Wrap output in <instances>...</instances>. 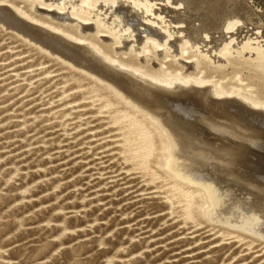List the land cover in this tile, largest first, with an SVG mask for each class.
<instances>
[{
	"label": "rangeland",
	"instance_id": "obj_1",
	"mask_svg": "<svg viewBox=\"0 0 264 264\" xmlns=\"http://www.w3.org/2000/svg\"><path fill=\"white\" fill-rule=\"evenodd\" d=\"M262 1H256L260 12ZM0 7L39 28L52 23L62 28L58 35H84L81 43L75 41L81 46L93 38L118 60L152 71L193 72L190 51L165 59L162 50L151 48L148 58L139 57L108 33L97 32L93 21L81 25L46 4L0 0ZM232 60L233 65L214 71L203 64L199 69L203 76L251 87L262 97L259 73ZM71 64L0 20V264H264V237L209 221L201 213L199 194L192 200L184 195L197 185L176 187L156 165L161 155L156 131L154 152L133 159L138 142L127 141L130 120L120 116L134 109L104 81ZM209 121L214 127L222 122L219 129L237 137H226V144L225 136L216 141L241 150V162L255 164L264 178V129L256 132L232 119Z\"/></svg>",
	"mask_w": 264,
	"mask_h": 264
},
{
	"label": "bare ground",
	"instance_id": "obj_2",
	"mask_svg": "<svg viewBox=\"0 0 264 264\" xmlns=\"http://www.w3.org/2000/svg\"><path fill=\"white\" fill-rule=\"evenodd\" d=\"M32 1L34 4H46L58 14L66 15L81 25L93 21L97 32L108 33L115 44H119V47L125 44L128 51L136 53L139 57L144 55L148 58L151 48L162 50L165 59L170 53L179 59L186 51H190L188 58L194 62L193 72L183 73V70L179 71L180 68L171 70L164 67L152 71L136 65L134 61L131 63L116 59V56L110 54L111 51L109 53L106 49L103 50L93 38L88 39L89 44L81 46L77 42L81 43L83 40L82 34L81 37L79 33H70L67 29L70 32L65 31L63 35H58V32L62 33V28L57 29L51 26L52 23L44 22L49 29L39 28L23 19L18 12L13 13L0 7V20L8 25V28L19 31L46 50L89 71L96 80L104 81L107 85L105 86L109 87L117 98L134 109V112L126 109V113L120 116V120H130L127 141L138 142V148L133 151V159H146L154 152L156 148L153 133L156 131L161 142V155L158 156L160 160L158 159L156 165L160 164V168L173 179L175 183H172L176 187L187 183H192L189 187L197 185L191 194H188V191L187 194H182L191 200L196 193L199 194L200 197H197L201 199L202 215L209 221L237 227L263 238V174L258 172V167L249 160L241 162L238 156L241 150L237 152L234 148L225 147L228 141L226 137L231 138L232 134L223 128L219 129V126L223 125L221 121L220 125L214 127L209 125V120L218 117L220 120L225 118L232 122V119L250 126L251 129L255 128L256 132L257 129H264V94L262 97L253 95L250 86V89L234 84L226 86L223 80H215L212 75L203 76L202 70L199 69L201 64L209 68V71L228 63L231 65L233 57L235 61H240V64L248 63V70H255L260 75L256 77L264 81V11L255 9L260 7L261 2ZM21 11L25 12L23 9ZM250 25L253 30L248 29ZM141 26L146 29L140 31ZM245 26L248 27L247 32L244 31ZM50 28L57 29V34ZM254 29L257 31L252 32ZM139 32L143 34L137 35ZM225 100L229 102L219 103ZM136 113H142L141 118L134 119L132 116L136 117ZM220 136H225V144L216 141ZM186 204L188 205V202ZM191 204L193 203L189 201V205Z\"/></svg>",
	"mask_w": 264,
	"mask_h": 264
}]
</instances>
